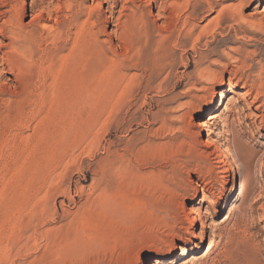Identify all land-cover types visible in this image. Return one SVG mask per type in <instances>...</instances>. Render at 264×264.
I'll use <instances>...</instances> for the list:
<instances>
[{"label": "rangeland", "instance_id": "rangeland-1", "mask_svg": "<svg viewBox=\"0 0 264 264\" xmlns=\"http://www.w3.org/2000/svg\"><path fill=\"white\" fill-rule=\"evenodd\" d=\"M172 1L0 0V264H198L210 241L264 264V107L221 70L264 41L209 24L240 0ZM246 3L264 29V0ZM96 4L83 69L65 32ZM170 223L191 245L155 260Z\"/></svg>", "mask_w": 264, "mask_h": 264}, {"label": "bare ground", "instance_id": "bare-ground-1", "mask_svg": "<svg viewBox=\"0 0 264 264\" xmlns=\"http://www.w3.org/2000/svg\"><path fill=\"white\" fill-rule=\"evenodd\" d=\"M128 2L129 1H127V3ZM163 2H164V0H163ZM160 3H161V1H160ZM187 3H188L187 0H181V2H180V0H175V1L173 0L172 2H169V8H170V12L169 13L170 14H173V13L176 14L178 10H180V9L182 10L184 8V5H186V9H187ZM154 4H155V2H154ZM161 4L164 5L163 3H161ZM246 4H247L246 0H240L236 5L223 7L221 9H219V10H217V9L215 10L214 9L216 11V13H217V16L215 18H213L209 22V24L213 22V24L215 26L221 27L225 23L232 22V23L235 24V28H236L235 37H236L238 31L241 32V33H245V34H251L253 36L252 41L254 43H256L257 46L262 45L261 41H264L263 22L261 20L260 21H255V22L248 21L242 16L241 11L245 7ZM100 5L96 4V5H94V8L92 7V8L87 9V10L84 9L85 20H84V23L80 22L83 25L82 24L71 25L69 23L70 24L69 28L65 32V33H68V35H71V37H72V38L70 37L71 38V46H72L71 49H73V50L75 49V52L77 51L76 53H79L78 56L76 57V61H75L76 65H77V58L81 54L80 65H81V67L83 69L88 67V66H90L92 64V60L89 57V54H90L91 42L93 41V39H96V33L94 32V30L97 29V27H100L98 29V31H97L100 34L102 32L101 31L102 30L101 29L102 24L107 22V21H103L102 22L103 19L101 18V10H100L101 6ZM111 5H110V7H111ZM127 5L128 4H126V5H124L122 7V11L120 12L121 16H123L122 12L128 9ZM157 7H160V6H157ZM65 9H67V11H69L71 8L69 7V10H68V8L66 6ZM109 10H110V8H109ZM210 10L212 11L213 8L210 9ZM158 14H160V13H158ZM177 14H179V13H177ZM161 15H162V13H161ZM166 15H168V14H166ZM174 16L175 15H173V17ZM136 17H138V22H141V24L143 25V27L146 30L147 26H148V18L146 20V18L144 19V17H142L141 15L140 16H136ZM163 19H164V14H163ZM170 19H172V18L170 17ZM115 20H117V19L115 18ZM166 20H167V18H166ZM12 24L13 23L11 21V25ZM169 24H170V21H169ZM43 27L46 28L45 25ZM104 27H106V26H104ZM128 27L129 26H127V28ZM168 27H169V25H168ZM18 29L17 28L16 29L13 28L11 31H9L10 34H11V37L16 39V41H18L20 39L19 34L21 33V31L18 30ZM49 30H50V28H49ZM125 30H127V29L125 28ZM128 32H129V30H127V33ZM50 33L52 34L51 36L53 38H55V39H60L63 36L62 32H60L59 30L53 29V27H51V32ZM118 39H119V41H121L122 40L121 36ZM123 40H124V38H123ZM123 40L121 42H123ZM262 48L263 47L258 48L259 52L257 54H254L253 56L246 54L245 53L246 51L244 53H242L238 49H231L230 48V50L233 51V53L236 56H234V57L232 56L231 57V56H229V54H226V57L228 59V63L221 65V68H222L221 70H222L223 74L224 73H228L229 76L231 77V79H232V77L236 78L237 82L241 83L242 87L243 88H247L249 92L253 91L255 89V91H256V93L258 95L257 99L262 102L261 106L264 107V61H262L263 60L262 59V55H263L264 51L262 50ZM255 70L257 71V75H254V71ZM199 76L201 78H203L204 81L209 82L210 80L213 81L215 79V77L219 76V74L218 75H214L212 72L205 70V71L199 72ZM238 83H235V85H232L233 88L235 86H237ZM210 110H211V108L208 109L206 111V113L209 112ZM202 127H205V125L201 124V128ZM196 172H198V171H196ZM229 177L231 179L230 184L231 185L236 184L237 171L235 170V168H231L230 173H229ZM196 200H197V196L194 198V201H196ZM212 205L215 206V203H213ZM175 218L177 219L176 216H175ZM198 220L201 222L202 218L199 216ZM166 228H168V230L170 231V234H172L171 237L173 236L172 237L173 238L172 245L170 244L169 246H167L166 250L159 251L157 253V255H155V260L164 259V257H166V252L167 251L170 252V255H172L173 254L172 250L175 249L176 242H179L183 246V249H185L189 245H191V240L189 239V236L191 235V233L184 232L182 234L181 231L176 226H173L172 223L166 225ZM235 228L236 227H234V229ZM232 236H233V234H232ZM207 238H208L207 235H205L204 239H207ZM215 238H216V236H215ZM164 241H166V240H164ZM212 244H213V241H210V244H209L210 246H209L207 252L205 253L204 257L198 262V264H249V261H248L249 255L247 254L246 247L244 245L236 246V247L233 248L231 246L232 243L227 242L226 244H223V246H224L223 248H226V249L230 248V249L225 251V252H224V250H222L223 252H219L218 251L219 252L218 253L217 249L219 247V244L218 243H216L217 245H212ZM238 244H240V243H238ZM246 244H248V243L246 242ZM250 246H252V244ZM249 249L255 251L256 248L252 249L250 247ZM258 251L259 250H257V252ZM253 254H256V253H253ZM192 264H197V262H193ZM251 264H255V263H251Z\"/></svg>", "mask_w": 264, "mask_h": 264}]
</instances>
